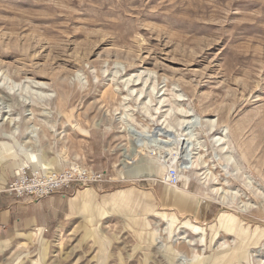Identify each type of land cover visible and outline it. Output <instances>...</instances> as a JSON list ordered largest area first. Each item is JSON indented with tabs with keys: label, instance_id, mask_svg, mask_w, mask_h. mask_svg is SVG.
Wrapping results in <instances>:
<instances>
[{
	"label": "rangeland",
	"instance_id": "1",
	"mask_svg": "<svg viewBox=\"0 0 264 264\" xmlns=\"http://www.w3.org/2000/svg\"><path fill=\"white\" fill-rule=\"evenodd\" d=\"M76 166L94 197L0 264H264V0H0V193Z\"/></svg>",
	"mask_w": 264,
	"mask_h": 264
},
{
	"label": "crops",
	"instance_id": "2",
	"mask_svg": "<svg viewBox=\"0 0 264 264\" xmlns=\"http://www.w3.org/2000/svg\"><path fill=\"white\" fill-rule=\"evenodd\" d=\"M189 180L184 183V189L190 185ZM70 189L58 191L41 201L21 199L8 193H0V241H7L19 234L31 231L55 233L72 211L76 212L87 203L89 197H94L95 191L92 187L78 190L75 197ZM173 189L180 199L192 197V192L185 193L178 187ZM170 195H172L171 204H179V198L174 194ZM206 203H208L206 206L205 204L202 206V212L206 210L202 215L209 214L207 210L210 202L206 201ZM171 207L174 208V206Z\"/></svg>",
	"mask_w": 264,
	"mask_h": 264
},
{
	"label": "built area",
	"instance_id": "3",
	"mask_svg": "<svg viewBox=\"0 0 264 264\" xmlns=\"http://www.w3.org/2000/svg\"><path fill=\"white\" fill-rule=\"evenodd\" d=\"M106 174L95 171L89 167L76 166L70 170L62 172H39L24 171L18 175L5 193L21 199L41 201L51 197L58 191L70 189L74 186L91 185L105 182ZM179 171L174 167L167 172V182L169 185L178 186L181 183Z\"/></svg>",
	"mask_w": 264,
	"mask_h": 264
},
{
	"label": "bare ground",
	"instance_id": "4",
	"mask_svg": "<svg viewBox=\"0 0 264 264\" xmlns=\"http://www.w3.org/2000/svg\"><path fill=\"white\" fill-rule=\"evenodd\" d=\"M134 81V80H133ZM132 81V82H133ZM134 83V82H133ZM180 113L181 114H184V113H186V112H184L183 110H181L180 111ZM187 115V114H186ZM184 117H186V118H190V117H193L192 115H188V116H185L184 115ZM212 122V121H211ZM183 125L184 124H188L189 125V122H187V121H182L181 122ZM133 133H134V135L137 137L136 139H140V138H154V136L153 135H146L145 133L146 132H144V131H133ZM167 135V139L166 140H164V139H160V138H154V142H156L157 144L158 143H161V144H164L165 146H168L169 147V149H168V154H167V156H173L174 155V147L173 146H177V154H178V159H180V160H182V164L184 165H186V171L187 170H189V169H195L194 167L195 166H197L196 165V163H197V161H194L193 159L194 158H191L190 157V145H191V138H188V134H181L180 136H178V137H174V138H172L171 136H172V134H173V132L170 130V129H167V128H164L163 129V131H161V133H160V136H162V135ZM163 137V136H162ZM165 137V136H164ZM217 143L218 142H223V143H221L220 144V146L221 145H224V144H226L227 143V141H224V139H223V137L222 138H218V139H216L215 140ZM139 142V141H138ZM174 142H176L175 144H174ZM177 157V156H176ZM171 160H174L173 158L171 159ZM199 161V160H198ZM180 162V161H179ZM181 164V165H182ZM178 165V164H177ZM180 165V164H179ZM182 167V166H181ZM182 171V170H181ZM203 174V173H202ZM180 177H181V180L183 179V176H181L180 175ZM209 181V180H208ZM178 187V186H177ZM176 186H175V188H177ZM212 193L213 194H215V195H217V196H219L220 197V200L222 201V203H224L225 204V202L227 201V196H226V194H223L224 192H223V189H214L213 191H212ZM255 193V192H254ZM234 198V197H233ZM233 198H231L232 200H234ZM262 198H263V200H264V193H262ZM242 203V202H241ZM205 205L204 206H206L208 203H204ZM245 205H244V207L245 208H247L248 207V203H244ZM222 219L220 220V225L222 224ZM180 239H185V237H183V238H180Z\"/></svg>",
	"mask_w": 264,
	"mask_h": 264
}]
</instances>
